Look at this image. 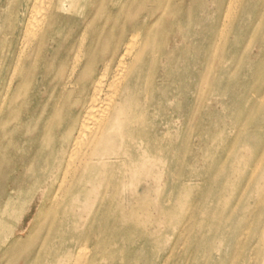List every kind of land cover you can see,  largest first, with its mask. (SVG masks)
I'll list each match as a JSON object with an SVG mask.
<instances>
[{"label":"rangeland","instance_id":"1","mask_svg":"<svg viewBox=\"0 0 264 264\" xmlns=\"http://www.w3.org/2000/svg\"><path fill=\"white\" fill-rule=\"evenodd\" d=\"M230 3L231 0H138L119 12H105L110 23L99 27L105 37L136 28L145 40H156V48L150 49L147 56L156 58L149 65L155 70L146 66L143 73L154 74L158 91L150 108L146 107L148 98H140L142 122L129 123L131 131L124 132L129 143H136L144 135L152 158L145 161L133 149L127 173H116L102 183L109 190L120 179L128 190L132 184L143 185L134 190L140 194L145 184H156V178L161 182L169 180L172 185L177 170L183 181L179 187L163 185L166 192L173 193L169 206L165 211L153 207L150 217L141 214L137 225L125 221L123 212L128 207L120 193L113 195L115 190L103 191L100 196L105 199L87 204V215L101 212L102 234L110 233L119 248L113 256L99 255L98 264H264V214L260 207L264 203V164L259 176L244 174L260 164L264 147V142L260 143L264 140V108L247 105L250 94H264V26L256 30L252 17L241 13V9L227 21L224 13ZM156 6L161 9L160 17L155 14L159 10ZM260 10L261 7L253 19L260 17ZM0 20L6 25L9 17L1 16ZM59 46L52 47L50 58L54 59L50 61L63 73L60 77L56 70L40 74L36 87L30 90L34 111L25 113L24 122L26 129H34L35 137L25 133L20 144L14 146H21L25 153L36 142L40 120L51 115L57 135L47 153L57 156L56 149L64 140V123L77 110V91L71 94L72 87L65 88L70 69L64 56L66 47ZM244 93L247 97L241 96ZM42 98L48 101V110L38 104ZM55 106L61 109L56 110L58 116H54ZM194 115L196 121L192 120ZM135 132H141L140 136ZM42 139L43 135L39 136V147ZM226 159L228 169L221 175ZM245 179L243 190H237V184ZM234 192L238 195L235 204ZM34 193L28 189L25 195L34 200ZM1 196L5 199V194ZM37 196L34 205H29L22 233L27 232L40 206L41 194ZM65 206L43 214L42 233L50 227L53 233L39 264H55L61 248L76 235L73 223L81 219L76 216L83 214L84 204L72 205L71 211ZM234 206L237 208L232 214ZM217 225L220 231L214 230ZM150 231L152 235L147 239ZM228 237L229 244L235 237L239 245L229 247V253L223 254ZM8 264L28 263L13 258Z\"/></svg>","mask_w":264,"mask_h":264},{"label":"bare ground","instance_id":"2","mask_svg":"<svg viewBox=\"0 0 264 264\" xmlns=\"http://www.w3.org/2000/svg\"><path fill=\"white\" fill-rule=\"evenodd\" d=\"M137 1L0 0V18L9 17L6 25L0 20V264H8L13 258L28 264H39L44 246L53 233L51 227L42 233L43 214L47 210L58 211L61 205H66L65 208L71 211V206L78 203L84 206L83 214L76 216H81V219L73 223L76 235L61 248L55 264H98L99 255L102 258L113 256L119 248L109 236L110 233L102 234L101 212L87 215V204L105 199V196H100L103 191L115 190L113 195L120 193L128 207L123 212L125 221L137 225L141 214L150 217L153 207L165 211L169 206L173 193L166 192L164 186L172 188L182 184L180 170H177L172 185L169 180L161 182L156 178V184H145V190L140 194L134 190L142 189L143 185L132 184L128 190L120 179L111 188L113 190H109L102 183L107 177L116 176V173H127L133 149L145 161L152 158L144 135L137 138L136 143H129L124 132L131 131L127 128L129 123L142 122L140 98L143 101L148 98L145 100L147 108L153 106L151 102L155 103L153 97L158 91L155 87L156 78L153 73L148 71V75H145L143 71L146 66L150 71L155 70L149 65L156 58L147 56L150 49L156 48V40H145L141 36L142 31L136 28L117 36L111 34L105 37L99 33V27L110 23L105 18L107 10L119 12L126 5ZM242 1L231 0L230 7L228 5L224 13L226 20L232 19L241 9V13L244 11L252 17L255 29L259 30L264 26V0H244L241 5ZM260 7V17L253 19ZM156 8L159 9V6ZM156 11V16L160 17L161 9ZM55 45L66 47L64 56L66 62H70V69L65 88L72 87L71 94L77 91L74 101L77 110L71 112L70 118L64 123V140L56 149L57 156L47 153L57 135L55 126L51 125V115L48 119L40 120L36 142L25 153L21 146H14L20 144L25 133L31 134L32 139L35 137L34 129H26L24 122L25 113L30 112V109L34 111L30 90L36 87L35 81L40 74L56 70L60 77L63 73L61 67L53 66V61H50L54 59L50 57ZM60 51L63 49L60 48ZM55 56L58 58V51ZM243 95L247 97L246 93ZM38 104L49 109L48 101L44 98ZM247 105L250 108L258 106L257 109L261 110L264 108V94H250ZM54 110V116H58L56 110L61 109L55 106ZM192 120L196 121V115ZM134 134L140 136L138 134L141 132ZM41 135L44 140L39 147ZM260 156V164L246 170V177L247 173L252 177L259 176L264 164V147ZM227 162L228 159L225 165L222 164L221 175L228 169ZM245 181L237 184V190L243 188ZM52 183H55L54 187ZM28 189L35 191L34 200L25 195ZM38 192L41 194L40 206L29 221L27 232L22 233L29 205L33 203V206L37 201ZM235 193L234 204L238 199ZM3 194L5 199L1 196ZM260 207L264 214V203ZM236 208H231L232 214ZM220 227L217 225L214 230L220 231ZM150 235L151 231L146 233L147 239ZM234 238L229 244L228 237L226 253L223 254L229 253V247H238V240ZM231 243L236 244L232 246ZM134 247L137 248V245Z\"/></svg>","mask_w":264,"mask_h":264}]
</instances>
